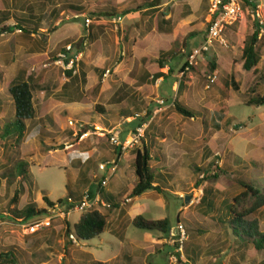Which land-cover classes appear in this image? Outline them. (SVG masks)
<instances>
[{
	"label": "rangeland",
	"instance_id": "obj_1",
	"mask_svg": "<svg viewBox=\"0 0 264 264\" xmlns=\"http://www.w3.org/2000/svg\"><path fill=\"white\" fill-rule=\"evenodd\" d=\"M159 1L172 6L176 0ZM149 2L0 0V28L19 25L0 35V251H13L17 264H179L170 259L175 250L169 234L133 225L139 214L167 218L171 229L182 222L189 264L264 260L263 251L236 241L226 222L243 183L264 193V106L248 103L264 92V29L245 14L227 29L228 46L212 52L215 69L200 63L181 75L184 50L190 49L198 31L167 20L169 6L146 10ZM259 2L264 10V0ZM258 28L262 36L256 48L262 62L256 70L246 71L243 42ZM204 40L201 33L195 42L200 45ZM69 44L83 54L76 75L65 74L56 64L57 55ZM172 52L177 54L165 63V71L171 68L174 73L156 79L161 57ZM214 73L217 80L208 88L209 75ZM18 78H29L37 114L26 121L22 138L11 135L3 140L5 126L15 120L9 87ZM161 99L167 100L166 106L160 107ZM175 101L196 117L179 113ZM137 113L144 115V121L152 119V128L149 125L142 143L124 152L120 149L119 169L99 192L117 205L102 209L109 214L105 232L90 241L80 240L79 245L61 231L65 223L61 220L29 232L20 218L22 211L29 206L46 208V199L58 202L71 193L83 196L107 175L100 164L114 160L87 152L98 147L104 155L109 153L116 147L109 137L93 133L81 140L82 132L75 136L73 131L80 124L92 132L98 126L105 131L123 129V123ZM161 129L166 141L152 145L150 166L162 190L132 199L130 192L137 182L135 150ZM124 154L128 156L122 159ZM253 202L251 198L242 203L239 211ZM81 214L73 211L68 220L75 225ZM254 218L264 231V206L249 216Z\"/></svg>",
	"mask_w": 264,
	"mask_h": 264
},
{
	"label": "trees",
	"instance_id": "obj_2",
	"mask_svg": "<svg viewBox=\"0 0 264 264\" xmlns=\"http://www.w3.org/2000/svg\"><path fill=\"white\" fill-rule=\"evenodd\" d=\"M17 26L19 25H4L2 30L13 32ZM23 32L26 34L31 33L30 30L25 28H23ZM259 34L260 30L258 28L250 37H248L247 40L243 42L242 58L244 60V69L246 71L256 70L262 62V57L259 55L256 48L259 41ZM176 54L177 52L166 53L164 54V57H161V60L159 61L161 71L155 74L156 79L169 78L172 71L171 69L165 71V63L168 62L169 59L174 58ZM204 63H208L210 69L216 68V66L212 63V60ZM186 66L187 64L185 62L181 70L184 71ZM195 68L196 67L192 68V70ZM187 73L188 72H186L185 75ZM68 74L72 75L71 72H68ZM9 92L15 105V120L5 126L2 134L3 140L11 135H18L19 138H22L26 129V121L33 120L37 114L34 101V89L29 81V78H18L12 81L9 87ZM248 103L249 105L257 107L264 106V92L256 97H252ZM175 107L179 113L186 117H196V114L192 110L184 106L179 101H175ZM80 137L81 134L79 135V138ZM151 160L152 153L147 147L135 150L134 168L137 176V183L130 192V196L132 198L141 196L150 190L161 192V185H156L159 184L158 182L160 181L158 180L160 179L155 176L152 171L150 166ZM23 166V163H21V170H23ZM213 177L218 178V173H215ZM242 186L243 190L234 198V203L231 205L230 209V218L226 222L230 225V232L236 241L243 245L251 244L256 252H264V231L261 230L259 220L257 218L252 220L249 219V216H251L261 206H264V193L251 183H243ZM71 196L74 197L75 200H81L82 198V196H75L74 194L72 195V193ZM251 198L254 199L253 204L248 209L242 207V211H239L241 204L247 202V200ZM46 200L49 206L54 204L53 201L49 199ZM203 200H206V197H204ZM14 201L16 202V199ZM116 206L115 202L110 203V207L105 210H113ZM46 212V208L37 209L29 206L19 215L21 216L20 218H23V221L27 222L33 220L34 218L44 216ZM108 219L109 214L107 212H104L102 209L93 208L82 213L79 222L75 225H72L68 219H65V223L63 224L61 231L69 237L71 234H75L79 241H90L101 236L105 232L109 223ZM133 225L145 231L160 232L164 235L168 234L171 229L169 219H153L148 218L143 214H139L133 219ZM0 264H17V257L15 253L13 251H0ZM260 264H264V260Z\"/></svg>",
	"mask_w": 264,
	"mask_h": 264
},
{
	"label": "built area",
	"instance_id": "obj_3",
	"mask_svg": "<svg viewBox=\"0 0 264 264\" xmlns=\"http://www.w3.org/2000/svg\"><path fill=\"white\" fill-rule=\"evenodd\" d=\"M256 1L257 0H247L246 4V0H211L210 16L205 30V40L200 45L194 46L189 50H184L187 66L185 70L181 72V75H185L186 72H189L192 68L199 66L200 63L211 60V52L217 44L221 47H227L228 41L225 37L227 29L239 22L246 13L254 20H257L264 29V16L260 11V7L256 5ZM86 21L87 26H90L91 19L87 18ZM18 31L22 32V29ZM2 34L3 30L0 28V35ZM82 55V52L78 51L73 44H69L57 55L56 64L65 71V74L71 72L73 75H76L79 71L78 68ZM216 80L217 75L215 73L209 75V83L207 87H211ZM158 103L160 107H163L166 106L167 100L161 99ZM167 107H169V105H167ZM142 118H144L142 113H137L133 117L134 120H141L135 131L127 140L122 139L121 130L119 129L105 131L102 127H99L97 132H92L83 130V124H80L81 128L75 130L74 135L77 136L82 132L80 138L81 140L88 138L93 133H97L101 138L109 137L111 144L119 147V149L124 152L128 148L142 143L146 131L152 122V119L147 122ZM70 125L74 126V122L71 121ZM120 160L121 154H118V158L108 161L107 163L100 164V169L106 171L107 175L103 176L95 190L89 188L86 189L81 200H75L74 197L68 196L66 201L59 200L58 202H54L52 206L47 204V212L44 216L34 218L33 220L27 222L22 220L23 226L29 232L34 233L40 228H44L46 225L51 224V221L53 220L64 221L65 219H68L69 215L73 211L84 213L93 208L106 209L110 207V203L104 199L99 192L101 188H106L109 185V182L117 173ZM129 201H131V199L127 198L126 202ZM168 234L170 242L173 244V249L175 250L174 253H171L172 255L170 256V259L173 262H178L179 264H189V261L184 253V246L188 240L185 225L182 222H178L177 226L172 228ZM70 238L74 243L78 245L80 244V241L75 234H71Z\"/></svg>",
	"mask_w": 264,
	"mask_h": 264
},
{
	"label": "crops",
	"instance_id": "obj_4",
	"mask_svg": "<svg viewBox=\"0 0 264 264\" xmlns=\"http://www.w3.org/2000/svg\"><path fill=\"white\" fill-rule=\"evenodd\" d=\"M203 4H205V5H203ZM152 5H154V6H152ZM256 5H258L260 7V11H261V13L264 16L263 5L259 2V0L256 1ZM167 6H169V8L171 10L170 16H165V18H167V20H172V23H174V24L176 22H178L179 24L185 25L188 28H193V29L196 28L197 31H198V32H196V34H197L196 37H198L201 33L205 34L207 22H208V19H209V16H210L211 0H206V3H205V0H176L175 3L172 6L169 5V2L159 1V0H150L148 6L146 7L147 8L146 10L156 9V8L165 9ZM127 13H129V12H127ZM246 15H248V14L246 13ZM164 20L165 19H162V23H165V22L168 23V21H166V20L164 21ZM201 23H204V26L199 28V25ZM201 29L203 31H200ZM261 36H262V33L260 32L259 37H261ZM196 37L191 40L192 46H190V48L194 47L195 44H197V42H195ZM197 45H199V44H197ZM217 47H221V46L219 44H217L213 48L212 52L216 51ZM212 52H211V55H210L211 56V60L213 59ZM185 62H186V58L184 57V61L182 62V65H184ZM169 69H171V68H169ZM171 71H172V73H174V71L172 69H171ZM173 76H176V75L174 74ZM170 77H171V75L169 76V78ZM174 89H176V84L174 85ZM130 120L131 121H125V123H123L124 124L123 129L119 128V130H121V137L124 140H127L132 135V133L135 131V129L137 127V123H136L135 126L133 124H131V123L135 122V121L137 122L138 120H134V119L133 120L130 119ZM150 124H152V123H150ZM98 127H100V126H98ZM150 128H152V125H150ZM112 129L113 130L117 129V127H114ZM112 129H107V130H112ZM72 130H74V129H72ZM73 132L75 134V131H73ZM162 132L166 133V131L161 129L160 132L156 133L155 136H152L151 139L148 137L144 141L143 147L140 148V149H143L144 147H147L148 150L151 151L152 145L156 141H159L158 143H160V144L164 143V141H166V138H163V133ZM99 139L100 138L97 137V142H99ZM91 151L94 152L93 155H97L98 154L99 156H103V157L104 156H108V157H111L112 159L113 158L115 159V156L118 153H120V149L116 148V147L111 149L109 151V153H106V155H104L102 153V151L98 147H95V148H93V149H91L90 151H87V152L89 153ZM126 154L123 155L122 159H125L128 156ZM96 188H97V186H94L92 188V190H95ZM110 193H112V192H110ZM113 194L114 193H112L110 197H114ZM139 197H141V196H138V197H135V198H132V199H137Z\"/></svg>",
	"mask_w": 264,
	"mask_h": 264
},
{
	"label": "water",
	"instance_id": "obj_5",
	"mask_svg": "<svg viewBox=\"0 0 264 264\" xmlns=\"http://www.w3.org/2000/svg\"><path fill=\"white\" fill-rule=\"evenodd\" d=\"M189 200H190V197H187V198H186V201L189 202Z\"/></svg>",
	"mask_w": 264,
	"mask_h": 264
}]
</instances>
